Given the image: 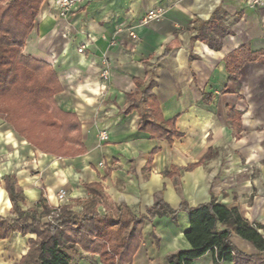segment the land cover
<instances>
[{
  "label": "crops",
  "instance_id": "1",
  "mask_svg": "<svg viewBox=\"0 0 264 264\" xmlns=\"http://www.w3.org/2000/svg\"><path fill=\"white\" fill-rule=\"evenodd\" d=\"M252 1L83 0L59 19L56 0H44L22 53L55 72L61 86L55 104L77 117L86 152L74 157L40 153L0 118V217H12L3 180L9 176L16 180L22 211L40 213L42 197L51 208L69 206L80 214L92 197L84 185L98 184L111 203L125 205L135 217L146 215L156 198L172 210L214 198L262 226L264 237V4L250 7ZM157 7L165 10L164 16L137 26L138 40L132 43L125 28ZM218 8L226 35L216 51L193 36L198 22ZM241 46L260 56L232 82L224 59ZM103 59L110 72L105 91L99 77ZM135 80L152 84L149 92L164 121L175 118L181 136L171 144L138 131L139 110L125 113ZM228 110L237 113L239 128L227 119ZM101 133L107 141H99ZM59 190L66 192L60 203ZM96 202L98 214H104L102 202ZM188 227L184 211L174 220L161 214L145 221L131 264H165L169 255L189 249L184 238ZM34 238L13 233L1 240L0 264L18 263ZM230 242L245 255L258 254L235 234ZM70 257V264H101L97 255L80 249ZM191 264H214L213 256L207 253Z\"/></svg>",
  "mask_w": 264,
  "mask_h": 264
},
{
  "label": "trees",
  "instance_id": "2",
  "mask_svg": "<svg viewBox=\"0 0 264 264\" xmlns=\"http://www.w3.org/2000/svg\"><path fill=\"white\" fill-rule=\"evenodd\" d=\"M43 2L0 0V118L40 153L79 156L86 152L81 143L80 124L74 114L62 111L55 104L54 97L61 92L55 72L49 65L22 53ZM225 35L218 8L208 20L198 22L193 39L217 51ZM259 56L246 46L228 54L224 59L228 80L237 81L240 69ZM134 82L135 95L129 97L132 103L125 113L139 110L138 131L168 144L180 138L181 134L174 128L175 118L162 119L149 92L152 84L143 86L138 80ZM227 119L232 127L239 128L236 112L228 110ZM196 165L185 170L190 171ZM3 180L12 217H0V241L9 239L13 233L35 236L28 240V249L16 264H70V253L76 249L97 255L101 264H131L140 245L143 223L161 214L174 220L180 211L189 218L184 238L190 248L169 255L165 264H191L207 253L212 254L214 264H264V237L259 232L262 226L249 223L237 209H228L214 198L193 208L182 204L177 210L156 198L146 215L135 217L125 205L111 203L100 185L88 184L84 187L92 197L85 201L80 214L72 212L69 206H60L56 212L42 197L39 200L42 211L36 213L21 210L22 198L16 190L15 178L6 176ZM96 197L103 204L102 215L96 210ZM44 218L47 220L42 222ZM232 234L247 241L258 254L248 256L239 251L230 242Z\"/></svg>",
  "mask_w": 264,
  "mask_h": 264
},
{
  "label": "built area",
  "instance_id": "3",
  "mask_svg": "<svg viewBox=\"0 0 264 264\" xmlns=\"http://www.w3.org/2000/svg\"><path fill=\"white\" fill-rule=\"evenodd\" d=\"M83 2V0H56V8H57V17L59 19H66L70 14H72L76 8ZM264 2L260 1V0H253L249 6L250 7H258V6H263ZM165 14V10L163 8L157 7L154 8L152 10H149L148 12H146L141 19L139 20V22L136 25H130L129 27H126L125 30L128 33V37L131 40L132 43H136L137 42V36L134 32V29L137 26H146L150 23L153 22H157L159 21ZM110 45H113L110 44ZM84 47L81 46L78 48L77 52L78 53H82ZM100 90L101 91H105L107 89L108 86V82L110 79V72H109V64L108 62L103 59L102 60V67H101V71H100ZM108 140V136L106 135V133H101L99 135V141L100 142H105ZM102 163H99V166H102ZM66 197V192L64 190H59L57 195H56V199L58 201V203L64 201ZM60 207V205H56L54 207V210L57 212V209Z\"/></svg>",
  "mask_w": 264,
  "mask_h": 264
},
{
  "label": "rangeland",
  "instance_id": "4",
  "mask_svg": "<svg viewBox=\"0 0 264 264\" xmlns=\"http://www.w3.org/2000/svg\"><path fill=\"white\" fill-rule=\"evenodd\" d=\"M19 240H20V242H22V243H23V241H24V240H22V239H20V238H19ZM3 264H7V262L4 261Z\"/></svg>",
  "mask_w": 264,
  "mask_h": 264
}]
</instances>
